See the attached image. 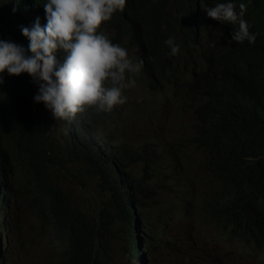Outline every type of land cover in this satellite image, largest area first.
Returning a JSON list of instances; mask_svg holds the SVG:
<instances>
[{
	"label": "trees",
	"instance_id": "obj_1",
	"mask_svg": "<svg viewBox=\"0 0 264 264\" xmlns=\"http://www.w3.org/2000/svg\"><path fill=\"white\" fill-rule=\"evenodd\" d=\"M203 1L208 6L217 2V0H184V4L180 0H126L123 8L125 15H121L119 13L120 10L115 12L114 15H117L121 23L128 26H134L132 17L139 13L153 18L155 39L158 46L155 49V44L151 47L147 44L140 48L146 50L150 48L149 52L155 54L151 64L164 61L162 65H170L165 59L169 49L164 45V40L158 39L156 36L163 33L168 36H174L176 41L178 38L177 33L188 34L189 36V31L195 29L193 24L200 23L199 16L202 14V7H205L203 6ZM241 2L246 4V8L257 7V9H261L259 13L260 22L255 27V32L258 33L256 41L253 44H249L245 40L242 43L244 51L239 52L242 60L247 62L251 69L245 76L254 78L249 88H246L245 81L238 82L244 84L243 89L246 91L242 100H250L249 97L256 93L261 97V105L254 112L257 119L256 124L249 120L248 123H243L235 129L229 128L230 123L235 122L237 117H242V115H238L234 110L225 108V103L219 104L217 99L221 96V91H216L210 95V99H202L199 103L200 109L206 110L213 115L217 114L215 119L205 122L201 127L194 121L192 123L194 134H182L184 140L188 142L186 154H188L187 150L189 148L205 152H210L211 147H221L222 151L230 148L228 157L233 158V162L226 163V155H221L220 165L214 177L216 181L213 184L214 190L212 192L218 193V197L213 196L211 193L207 197H203V200L201 198L200 201L196 199L198 201L196 204L198 206V216L200 219L216 221L222 226L224 232H228L234 238L249 241L248 235L255 237L259 233L257 230L258 223L264 221V159L261 160L264 155V90L262 91L261 88H257L259 92L256 89L253 90L255 86H259L262 83L261 80L257 79L254 72L257 70L264 71V0H234L237 5ZM19 3L21 13L26 14L25 20L30 19V10L35 9L34 6H27L28 11L26 13L22 1H19ZM30 3L32 5L33 0H28L27 4ZM43 3L44 0H39L36 4L38 9L36 17L41 15L39 16L40 23L46 22ZM194 3L202 5V7H194ZM237 10L239 9L237 8ZM183 20L184 25L181 24ZM216 22L219 21L205 16L202 25L205 29H210L211 25ZM222 23L225 24L229 31L235 27L227 24V22ZM0 24L9 32V35L15 34L18 24H11L9 18L3 17L1 14ZM166 24H168V27L164 28ZM23 26L26 25L23 24ZM228 36L231 38V33ZM0 38L8 39L3 28H0ZM242 44L235 43L233 48ZM158 47H160V53H162L160 61H158ZM173 57L178 59V54ZM260 64L261 67L259 66ZM149 65L148 63L145 64V66ZM26 74L9 75V77L4 79V83L0 85V140L4 139L1 156H4V159L10 157V161L14 163V165H10V175H14L12 171L22 173V177L19 178L22 181H26V185H28V187L16 189V193L19 195V202L23 203L20 205L21 209L28 208L34 214L38 230L43 231L45 239L63 257L61 264H113V253L107 240V234L113 233V227L123 229L124 240L127 242L126 252L123 256L124 261L121 260L119 264H137L135 256L140 261L143 260L144 256L149 258L155 246L147 249L142 254L140 251V237H149V234H152L153 230L157 229L158 242H156L157 245L162 244L161 233H164L163 227H166V225H161L160 223L156 226L155 222L157 219L158 221H163L166 218L171 219V216L161 211H159L158 215L154 211L153 215H150V219H144V215L150 209L148 203H150V199L154 195L146 193V189L150 191L152 187H156L151 182V179L158 177V173H162V171H164V174L169 173L170 167L175 166L174 169H176V161L170 156L172 151L165 149V146L161 143L163 139H166L163 129L152 132L155 135L152 142L146 141L144 143L143 139H137L136 146L129 140L124 139L118 144L106 145L107 150L104 156L100 155L101 151H97L94 154L75 156V160H71L68 155L70 152H65L63 148H68L75 142L80 147L84 146L85 150L90 148L92 145L91 138L96 135V128L93 126L94 120L91 118L98 110L94 107L90 109L86 107L84 111L78 112L80 117L76 113L64 119L57 128L58 132L47 135L23 133L25 129L32 125V120L27 119L22 126L21 121L25 108L22 106L20 109H16L14 101H16L18 89L14 90V87L24 80ZM200 88V85L196 84L194 92L198 93ZM11 96L14 97V100L9 108L15 114L7 113L6 115L5 112ZM189 111L195 116L196 120L203 116L202 111L191 109ZM4 113L5 115H3ZM139 114L135 110L134 115L138 116V119L141 117ZM126 118L127 116L124 114V122ZM152 120L153 116L150 121ZM134 121L142 128L143 125L150 123L146 117H141L139 120ZM4 127L7 135H4L1 131ZM126 128V126H123V129ZM20 131L21 134H19ZM70 135L73 137H69ZM65 136L69 138H65ZM238 138L241 141H238ZM104 141L108 140H102V142ZM116 142L118 141L114 143ZM38 143H44V151L48 147V151L44 155V163H40L42 151H40ZM147 146L154 147V151L156 150V157L152 162L156 161L157 157H161L160 161H164L165 165L153 163L146 168L147 157L153 152L147 150ZM80 147L75 152L79 151ZM131 147L135 149L131 150ZM128 151H130V155H128ZM161 151L165 156L162 155ZM217 153H220V151ZM14 156L19 161L29 162L30 166L18 169L15 165ZM74 163H81L83 167L89 169L90 173H85L95 181L99 191L106 195V203L105 206L100 208V213H88L82 210L75 204L72 197L66 193V189L65 191L60 189L61 183L55 178L54 171L56 169L62 171L67 165ZM140 165H142V168L139 171L138 167L140 168ZM155 165L159 167H154ZM255 166L263 168V170L258 172ZM5 174L8 175V171ZM128 179L130 181L137 180L136 186H132L130 183L121 184ZM178 179L180 177L177 176L174 180L178 181ZM144 181H148V185H142ZM118 188L130 190L129 197L133 199L132 203L138 209V211H134V209L132 211V226L134 228L130 232L126 230L128 223L125 220L124 210L115 202L121 197H117L114 200L110 195V189L117 190ZM25 191L29 195V199L23 196ZM246 192H249L248 196H245ZM2 196L0 195V198ZM56 199L59 201H56ZM0 203L6 205L4 198L0 200ZM251 230H254V232L249 234ZM260 235L264 237V232H261ZM12 240L14 239L12 238ZM150 241L149 245L151 246L153 245V240ZM257 242L262 243L261 240ZM25 243L26 245L32 243V238L25 240ZM5 246L9 247V241L6 242ZM6 247L3 252L0 251V264H4V257L1 256V252L4 253L7 250Z\"/></svg>",
	"mask_w": 264,
	"mask_h": 264
},
{
	"label": "clouds",
	"instance_id": "obj_2",
	"mask_svg": "<svg viewBox=\"0 0 264 264\" xmlns=\"http://www.w3.org/2000/svg\"><path fill=\"white\" fill-rule=\"evenodd\" d=\"M125 3L126 0H44L46 22L43 26L37 18L30 27L17 25L15 34L10 35L16 43L0 38V85L4 83L5 72L10 76L27 73L14 87V90L18 89L20 107L25 108L22 126L27 119L32 120V125L23 133L47 135L58 132L64 119L86 107L94 106L102 117L103 112L111 113L109 110L114 106L126 103L128 97L124 90L135 86L133 74L140 71L143 61L133 60L127 50L139 36V30L121 23L114 15ZM16 10L14 5L12 11ZM204 11L209 18L235 26L229 43L246 40L253 44L256 41L255 27L260 22L256 8L251 11L243 2L237 5L234 0H217L211 6L205 5ZM244 13L248 14L246 20ZM0 28L4 27L0 24ZM112 31L117 35L114 36ZM105 33L113 37L109 38ZM180 35L177 33V37ZM156 37L164 40L169 56L179 53L181 46L174 36L162 33ZM209 45L207 40H202L198 48L209 53ZM234 53L229 61L204 73L206 78L197 82L201 87L198 93L194 92L195 86L191 90L189 109L203 112L196 120L199 127L217 115L200 109L199 98L207 93L210 83L235 73L233 69L241 55ZM13 100L11 96L6 115L15 114L9 108ZM129 104L137 110V105ZM150 149L147 146V150ZM155 157L156 150L148 155L146 165Z\"/></svg>",
	"mask_w": 264,
	"mask_h": 264
},
{
	"label": "bare ground",
	"instance_id": "obj_3",
	"mask_svg": "<svg viewBox=\"0 0 264 264\" xmlns=\"http://www.w3.org/2000/svg\"><path fill=\"white\" fill-rule=\"evenodd\" d=\"M19 1H22L23 5L26 9V13L28 11L27 6H34L35 9L30 10V19L25 20L26 14L21 13V7H20ZM38 1L39 0H33V3L31 5V3L27 4L28 0H0V14L3 17L9 18V22L11 24H20L21 26H23V24H25L26 26L29 27L34 20H36L37 18H39V16H41V15H38L36 17V14L38 11V9L36 8V4ZM180 1L185 4L184 0H180ZM14 5L17 9L15 12L12 11V8ZM205 5H206V2L203 1V6H205ZM194 7H202V5H196V3H194ZM119 13L121 15H125V10L122 9L119 11ZM192 13H194V11H192ZM196 15H198V13H196ZM205 16H207V15H206V12L204 11V7H202V14H200V16H199V22L200 23H194L193 24L195 29H191L189 31L190 32L189 36H188V34L187 35L181 34L177 38L176 42H178L181 46L180 51L178 53V59H174L173 56H169V55H167V57L165 58L170 63V65H162V63H164V61H160V59H162V53H160V47H158V61H160V63H156V64H151L154 57H155V54H152V52H149L150 48L148 50L140 48V47L146 46L147 44H149L150 47L153 46V44H155V49L158 46V43L155 39V27H154L153 18L148 16L150 21L152 22V38H150L149 39L150 41L148 42L147 39H144L142 37H137L133 41L135 43V45L129 46L130 47V51H129L130 57L133 60H137V59L142 60L143 65H142V68L140 69V71L138 73H136V75H135V78H134L135 86L132 88L124 90V94H126V96L128 97L125 104H127L131 108L129 101H132L136 105L134 98L136 95V90L138 88V91L143 92V95H140V98L137 101L138 105L142 109L146 108V105L152 100V97H154V99H158L160 101V97L162 96V98H161L162 104L161 105L169 104L171 102H175L177 104L180 103L181 106L185 105L187 107V109L189 110L190 101H191V90L197 84V82L202 78L203 74L210 72L217 67H220L221 65H223L225 60H227V58L232 56V54L234 52H238L237 47L233 48V45L236 43L233 41L229 45V51L231 52V54H227L226 57H221L220 55L214 54L216 50L226 51L227 49L225 47V43H221L220 40L217 39L211 33H210L209 40L214 41V42L209 43L210 44L209 45L210 46L209 47V53L205 49L203 51H201L199 49L200 47L198 48L200 42L202 40H204V39H200V37L203 36L204 34H206L209 30V29H205L204 26L202 25V22H203ZM133 17H132V19L134 22V26L137 28L136 22H135ZM183 22H184V20L181 22V24H183ZM44 23L45 22L40 23L41 26H43ZM214 26H216V27L213 30L216 31V30L220 29L227 36L232 31V30L229 31L226 28L224 23H220V22L213 23L210 28H212ZM167 27H168V24H166L164 26V28H167ZM3 30L5 32L6 37L16 43L15 39L6 33V30L4 28H3ZM21 35H22V33H21ZM106 35L109 38L113 37V35H110L108 33ZM203 44H204V42H203ZM129 47L127 48V50L129 49ZM146 63H148L150 65L145 66ZM133 76H134V74H133ZM3 77L5 79V78L9 77V75L5 72L3 74ZM218 81H222L226 87L231 82L238 83L240 81H245L246 82V88H249L250 87L249 84H252V82L254 81V78L248 77V76H242V77L234 76L231 79V81H230V79H228L226 77H223L222 79H220ZM139 87L140 88L142 87V90ZM210 95H212V89L209 91V95L201 98L200 101H202V99H210ZM220 95L221 96L217 99V102L219 104H223L228 99V93L227 92H221ZM249 98H250V100H248V99L245 100L248 105H246L242 117H237V120H239L241 122V124L248 123L249 117H252L255 121H257L254 112L261 105V97L259 94L256 93L255 95H252ZM170 100H172V101H170ZM200 101H199V103H200ZM253 101H255L256 103H252ZM14 105H16V109H20V103H18L17 95H16V101H14ZM93 107L94 106L87 107V108L90 109ZM118 108H119V105L114 106L111 110H109L111 113L103 112L102 117H101V112L98 111L91 118L94 120L93 126H95V128H96V135H95V137L92 136V138H91L92 145L90 146V148L85 150L84 146L80 147V146H78V144L76 142L73 145H70L68 148H63L65 150V152H67V151L70 152L68 155H69V158L71 160H75V156L79 157V155H83V154H87V155L94 154L97 151H101L100 155L104 156V153L107 150L106 145L118 144V143H120V141H122L124 139L129 140L130 142L134 143L137 146L135 137L132 135L129 128H126L124 130V132H120V133L117 132V130L121 131L123 129V126H125V122H124L123 118L121 119L119 127L117 124H115V121L121 115ZM126 111H127V109L125 108L124 112H126ZM133 111L135 112V110H133ZM136 111L140 113L139 115L142 118L149 116V113L148 114L146 112L142 113L139 110L138 106H137ZM208 111H210V109H208ZM134 114L131 118V121L139 120L141 118L140 117L138 119V116L136 117ZM234 116H236V115H234ZM78 117H80V113H78ZM98 121H102V122H98ZM261 121H263V120H261ZM167 122L171 123L172 121H170L168 119ZM96 123H97V125H96ZM133 123H135V122H133ZM108 124H109V126H108ZM229 128H236V127H233L230 124ZM1 131H2V133H4V135H7V133L5 132V127L2 128ZM69 137H73V136L70 135ZM69 137L65 136V138H69ZM102 140H108V141L102 142ZM3 141H4V139H2V141L0 140V195H3L0 198V200L4 198V203H6V205L0 203V245L2 247V248L0 247V251L3 252V250H5V247H6L5 244H6V242L9 241V247H6L7 250L4 251V253L1 252V256L4 257V260H3L4 264H8V259L11 258V254H12L13 249H14L13 245L10 246V239L12 240V238H13L14 241H17V240H15V236H14V229H17V228L12 223H16V221H20V217H22V215H20V211H18V196L19 195H18V193H16V189H20V187H28V185H26V181H22V179L19 178V177H22V173H18V171H12V173H14V175H10V165H14V163H12V161H10V157H8V159H4V156H1L2 151H3V147H4ZM115 141H118V142L114 143ZM238 141H241L240 138H238ZM111 142H113V143H111ZM38 147H40V151H42V157H40V163H44V155H46V151H48V147H46V151H44V143H38ZM78 147H80L81 149L79 151L75 152V150ZM150 148H151L150 151H154V147H150ZM134 149H135L134 147H131V150H134ZM218 151H220V153H217ZM197 152L201 155V159H200V163H199L200 173H202L204 176H210L213 179V182L216 181L214 177L216 176L215 174H216L217 168L220 165L221 155H223V154L226 155V159H225L226 163L227 162H233V158L228 157L229 152H230V148H226L224 151H222L221 147H211L210 152H205V151H201V150H199ZM128 155H130V151H128ZM122 157H124V155H122ZM132 159H134V157H132ZM15 165L18 167V169H21L22 167L30 166L29 162H27V161L26 162L19 161V162H16ZM42 169H44V168H42ZM81 169L83 170V172L84 171L89 172V169H87L85 167H82ZM255 169L258 172L260 170H263V168H258L257 166H255ZM183 170H185V171H182V169H180V171H178V169H174V167H170V173H168V175H164V171H162V173H158V177H154V179H158V181H160V185H158V189H160V193H158V194L156 193L155 187H152V189H150V191H148V189H146V193H151L154 195H152L153 197H152V199H150V203H148V207H150V209H148V213H146V215H144V219H150V215H153L154 211H155L156 215H158L159 212H156L157 211L156 209H158V207H160V199H162V197H164V195H166V191H164V189H168V191H172V187H170V185H172V181H174V179H176V175L178 177H180V183H182V187H180V189H184V185H186V187H188V189H190V193H188V195H184V199H188V203H184V205H178V207H174V205H176V203H174V199H172V197H170V199H168V203H170V207H168V213H170V209H190V205H194V201H196V199H198V201H200L201 199L203 200V197H205V196L207 197L211 193L213 194V196L218 197V193L212 192L214 190L213 184L209 185L207 189L205 188V190L204 189L200 190V189H198V187H204V183H202V181H200V183H198V181L197 182H193L192 180L190 181L191 177H190V175H188L189 170L188 169H183ZM6 171H8V175L5 174ZM263 175H264V173H263ZM131 178L136 179L135 177H131ZM194 179H196V177H194ZM136 182H137V180L130 181L128 179V180L122 182L121 184L130 183V185L136 186ZM142 185H148V181H144V183H142ZM60 189L62 191H64L62 188H60ZM129 194H130L129 189H125V188H118L117 190L110 189V195L113 197L114 200L117 197H121V198H118L117 200H115V202H117V204L120 205L121 209L124 210L125 220L128 223V228L126 229V230H128V232H130V230H132L134 228L132 226V219H133L132 211H133V209H134V211H138V209H136V205H133V203H132L133 199L131 197H129ZM248 195H249V192H246L245 196H248ZM56 201H59V200L56 199ZM74 201H78V200L76 199ZM198 201H196V203H198ZM124 205H126L128 207H125ZM90 209L96 213L101 212L99 204L92 205V207ZM168 213H166V215H168ZM176 213H178V211H174V215H176ZM180 213H184V211H180ZM184 217H188V215H184ZM182 221H184V219H182ZM182 221H180V223H182ZM160 223L157 221L155 222L156 226H158ZM163 228H164V232H166V228L165 227H163ZM257 230L259 233L255 237H252L253 239H251V242H252V244H254L256 242L257 244H259V245L263 244V246H264V237H262L260 235L261 232H264V221L258 223ZM142 232H144V230H142ZM222 232L227 234V235H230V234H228V232H224L223 229H222ZM252 232H254V230H251L249 232V234ZM248 236H250V235H248ZM231 238L233 239L234 237L231 236ZM256 238H258V240H261L262 243H258L257 242L258 240H256ZM143 240H146L145 246H143V243H144ZM150 240H153L152 241L153 245H151V246L149 245L150 244L149 242H151ZM161 240L164 242L163 239H161ZM156 241L158 242V231H157V229H154L152 234H149V237H146V236L140 237V243H141L140 244V251L142 252V254L145 253V251L151 247L159 246V245H157ZM243 241L247 242L248 240H243ZM209 244L210 243L206 244V247H209L210 246ZM235 244H236L235 246L237 247L238 242H236ZM243 245L247 246L245 244H242V246ZM155 247H154V250H156ZM238 248L240 249V247H238ZM30 250L33 251V248L30 249V247L27 246V251L30 252ZM154 250H153V254H154ZM166 251H167L169 261H170V258L172 257V255H178L179 254L176 246H171L169 248H166ZM220 252H221V254L219 255V257L225 252V248L221 247ZM246 252L248 253L247 255H249L250 257H253V258H256V254L259 253V251H253L252 252L251 248H249V247L246 250ZM70 253H72V252H70ZM151 255L152 254H150L149 258L151 257ZM194 256L200 257L199 259L195 260L197 263L201 261V258L205 257L202 255H194ZM27 258L28 257L25 256L24 261L22 260L20 263L23 264V263L28 262L29 264H34V263L30 262L29 260H27ZM61 258H63V257L60 256V259ZM147 259L148 258H146V256H144L143 260L140 261L135 256V260H136L137 264H145L147 262ZM234 259H236V255H234V257H230V261H234ZM32 260L35 263H38V261L34 260L33 257H32ZM81 260H82V258H81ZM172 263L175 264V262L173 260H172ZM62 264H65V263H62ZM217 264H224V263L220 262Z\"/></svg>",
	"mask_w": 264,
	"mask_h": 264
},
{
	"label": "rangeland",
	"instance_id": "obj_4",
	"mask_svg": "<svg viewBox=\"0 0 264 264\" xmlns=\"http://www.w3.org/2000/svg\"><path fill=\"white\" fill-rule=\"evenodd\" d=\"M257 7H248L246 9L253 10ZM258 14L261 12V9H257ZM248 17L247 13H244V19L246 20ZM137 29L139 30V36L144 39L149 40L152 38V22L149 17L143 13L138 14L133 17ZM216 26L210 28L206 34L200 37V39L207 40L209 43H213L214 41H210V33L213 34L217 39L220 40L221 43H225L226 51H218L216 50L214 54L220 55L221 57H226L227 54H231L229 51V43L230 37L223 33L220 29L213 30ZM6 33L9 35V32L6 30ZM106 34V33H105ZM114 36L117 35L114 31H112ZM135 43H131L130 46H134ZM238 52L244 51V45L237 46ZM130 51V47L128 49V53ZM220 52V53H219ZM219 53V54H218ZM235 53L232 54V56ZM230 58V57H229ZM227 59L228 61L230 59ZM261 67V64L259 65ZM235 71L232 76L228 79H231L234 76L242 77L248 74L251 69L249 68V64L242 60V57L238 58V63L233 69ZM257 76L258 80H261L262 83L259 86H255L253 88L259 92L261 88L264 90V71L257 70L254 72ZM136 73L133 78H135ZM206 78V75L203 74L202 78L199 81H202ZM243 83L231 82L227 85H224L222 81H217L209 84V88L207 93L204 96H201L199 100L207 95H209V91L212 89V93L216 91L227 92L228 99L225 102V107L234 110L238 115H243L244 109L246 107L247 102L242 100L243 95L246 93L243 89ZM251 85V84H249ZM140 88V87H139ZM142 90V87L140 88ZM126 95V94H125ZM140 95H143L142 91L136 90V95L134 101L136 105L139 107V110L142 113H149V116H146L147 121H150L153 116V120L150 121L148 125H143V128L138 123H133L135 121H131L133 114L135 113L127 104L119 105L118 110L121 115L115 121V124L120 126L121 119L123 115L126 114L127 118L125 120V126L131 129L132 135L137 139H143L144 143L152 142L155 138V135L152 132L163 129L166 139H163L161 143L165 146V149H170L172 154L171 157L176 161V169L180 171H185L183 169H188V175H190L193 182L204 183V187H198L200 190L207 189L209 185L214 184L213 179L210 176H204L200 173L199 163L201 159V155L193 148H189L187 150L188 154H186V149L188 147V142L184 140L183 134H194L192 123L196 121L195 116L187 109V107L181 106L180 103L171 102L169 104H162L161 98L160 101L158 99L152 100L146 105V108L142 109L138 105L137 101L140 98ZM156 97V96H155ZM158 97V96H157ZM172 101V100H170ZM132 101H129L131 103ZM252 103H256L253 101ZM127 109L124 112V109ZM149 111V112H148ZM172 121L168 123L167 120ZM251 120L253 124H256V121L249 117L248 121ZM233 127H238L241 124L239 120H236L233 123H230ZM109 126V124H108ZM252 126V125H251ZM235 129V128H231ZM125 129L117 130L118 133L124 132ZM169 155V154H168ZM161 157H157L156 161L150 162L147 164L151 166L153 163H159L160 165H165L164 161H160ZM14 161L18 162L19 159L14 156ZM83 165L81 163H74L71 165H67L65 169L54 171L55 178L61 183V188L68 193L75 204L80 207L82 210L91 213L93 212L90 208L94 204H99L100 208L105 206L106 203V195L99 191L97 186L95 185V181L92 180L83 170L81 169ZM154 167H159L155 165ZM175 167V166H174ZM138 167L139 171L141 170ZM170 173V172H169ZM168 175V173L164 174ZM177 177V175H176ZM196 177V179H194ZM151 182L154 183L156 193H160V189H158V185H160V181L158 179H151ZM172 191H168V189H164L166 191V195L160 199V207L156 209V212H164L168 213V207H170V203H168V199L172 197L174 199V207H178V205H184V203H188V199H184V195H188L190 193V189L184 185V189H180L182 187V183H180V179L178 181H172ZM212 187V186H211ZM178 191H177V190ZM24 197L30 198L27 192L25 191L23 194ZM199 198V197H198ZM23 203L19 202L18 196V211H20V221H16V223H12L16 226L17 229H14V236L17 241H12L10 239V246L13 245L14 249L11 254V258L8 259V264H21L20 262L23 260L25 256H27V260L34 264H61V259L56 251V248L53 247L47 239H45V235L43 231L38 230L36 226V218L34 214L30 212L28 208L24 210L21 209L20 205ZM196 202H194V206L190 205V209H170L169 216L171 219L166 218L161 222V225H166V232L161 234V239L164 240L163 244L156 246L154 250V254L152 253L151 257L147 259L145 264H173L172 260L175 264H217L223 262L224 264H264V246L257 244L256 242L252 244L251 239L252 236H248L249 241L244 242L241 238H231L230 235H227L222 232V226L213 220L208 219H200L198 216V206H196ZM174 211H178L176 215H174ZM180 211H184V213H180ZM184 215H188V217H184ZM184 219V221H182ZM182 221V223H180ZM32 238V243L26 245L25 240ZM107 240L110 246V249L113 253V264H119L121 260H123V256L126 252L125 248L127 242L124 240V231L122 228L117 229L113 227V233L107 234ZM143 246L146 244V240H143ZM236 242H238L237 247L235 246ZM210 243L209 247H206V244ZM50 244V245H49ZM245 244L247 246H242ZM27 246L33 248V251H27ZM171 246H176L179 254L172 255L170 261L168 259L166 248ZM225 248V252L219 257L221 254L220 248ZM240 247V249L238 248ZM251 248L253 251H259L256 254V258L250 257L247 255L246 250ZM194 255H202L205 256L201 258L200 262H196L195 260L200 257H195ZM236 255V259L234 261H230V257H234ZM38 261L35 263L32 260ZM219 257V258H218ZM124 261V260H123ZM23 264H29L28 262Z\"/></svg>",
	"mask_w": 264,
	"mask_h": 264
}]
</instances>
